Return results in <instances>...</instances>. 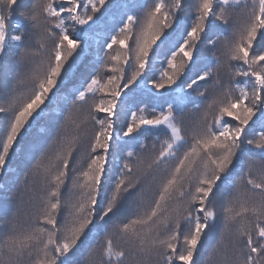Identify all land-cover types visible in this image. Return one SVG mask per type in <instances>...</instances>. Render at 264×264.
Instances as JSON below:
<instances>
[{
    "label": "snow or ice",
    "instance_id": "snow-or-ice-1",
    "mask_svg": "<svg viewBox=\"0 0 264 264\" xmlns=\"http://www.w3.org/2000/svg\"><path fill=\"white\" fill-rule=\"evenodd\" d=\"M0 264H264V0H0Z\"/></svg>",
    "mask_w": 264,
    "mask_h": 264
}]
</instances>
